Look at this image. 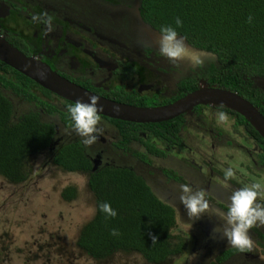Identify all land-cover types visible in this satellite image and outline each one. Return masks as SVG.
I'll return each instance as SVG.
<instances>
[{
    "label": "flooded vegetation",
    "instance_id": "flooded-vegetation-1",
    "mask_svg": "<svg viewBox=\"0 0 264 264\" xmlns=\"http://www.w3.org/2000/svg\"><path fill=\"white\" fill-rule=\"evenodd\" d=\"M137 3L139 10L138 0H0V37L27 57H32L39 62L45 63L51 70L68 81L99 96L116 101L114 98L119 93L125 101H133L134 103H131V105L139 107L169 104L191 92L181 94L188 84H196L197 88L199 87V79L201 77L198 71L180 72L182 69L170 64L167 67L162 66L163 61L161 60L157 64V55L160 54V51L149 43L145 44L144 50L139 48L138 57L126 55L125 52L129 50L127 45H121L117 41L113 46H109L101 38L97 37V33L93 28H97L100 22H105L104 26L106 28L113 26L115 24L113 17H119V13H121L119 28L124 26L130 27L132 30L143 31L142 26L138 25L135 18ZM85 13L88 14L87 16L91 20L90 26L82 21V16ZM34 16L42 19L51 17L54 31L47 33L45 24L34 21ZM141 19L143 20L142 16ZM143 22L152 31L156 30L144 20ZM156 31L160 33L158 30ZM186 42L189 47H193L187 40ZM210 57L212 58L213 56ZM211 61V64L207 67L208 82L210 67L216 63V59L213 57ZM7 77L14 80L16 78L11 74H8ZM261 80L263 81L264 79L256 78L254 82L257 81L259 83ZM213 86H216V84H213ZM256 89L263 96L260 103L264 107V90L263 88L259 89L258 86ZM0 90L6 96H9L13 103L14 119L17 118L15 115L17 110L15 98H18L25 103L31 104L33 109L17 114L38 112L43 121L54 123L55 133L52 142L46 149L35 156L45 157L47 154L54 156V151L61 146L77 143L78 141L82 143L81 137L72 135L66 137L67 140L62 145L57 146L59 142H57L56 137L61 133L59 126L62 129L69 128L73 131V125L70 127L63 126L59 121L58 115L50 114L48 110H45L34 99L26 100V98H20L13 94L9 88L2 87L1 84ZM38 90L34 87L30 92L37 96L36 98H41ZM53 95L59 98L61 102H69L55 94ZM223 108L221 106L199 105L194 107L189 113L167 120L174 121L179 119L181 121L178 138H175V143L172 145L154 136V134L148 133L142 127L143 124L153 123L129 122L132 124L127 125V131L124 132V130H120L119 124L111 121L112 118L101 115L102 121L98 127L103 131L99 137L109 138L111 141L110 145L116 153H112L104 145L103 148L107 150L101 152L102 156L109 155L110 159L106 162L104 159L98 161L96 160L98 147L93 148L91 146L86 148L83 145L85 154L90 160L93 170L103 166L114 165L121 169L127 168L140 175L162 201L176 208L179 220L186 221L185 213L187 212L181 206L178 199L179 195L173 191L169 192V189H167L170 183L177 187H180L181 184H189L194 189L205 190L210 209L226 212L233 191L257 182L259 179L261 181L264 180V161L261 159L263 148L261 146L263 144L246 131L244 124L238 123L236 116L234 117V122L225 125V127L230 128L228 132H224L220 127H217L218 122L215 113L224 111ZM258 110L260 111L259 108ZM260 113L262 114L261 111ZM201 115L206 118H202ZM43 116L56 118V120H46L43 119ZM209 118L214 119L215 124L204 120H209ZM198 123H206V128H203L202 125L204 124H200V127L197 126ZM196 127L199 129L198 131L193 130ZM236 127H242L243 132L239 133L244 135L240 137L239 133H236ZM190 130L195 134L199 143L203 142L206 144L208 142L209 147H211V153L209 154L211 159H208L209 161L202 158L196 162L193 157L186 158V154L181 152V150L188 149L185 146L186 137L183 134H187ZM118 143L123 146H119ZM147 143L159 148L161 152L163 151L164 156L152 155L146 148ZM220 149L235 151L240 160V165H230L228 167L224 164L223 168L216 167V156L219 154L218 151ZM202 150L204 151V149ZM142 155L146 157V160L141 158ZM200 156L204 157L201 154ZM49 161L51 159H48ZM49 163L53 166L51 162ZM186 165L192 169V172L182 174L181 169ZM228 168L234 171V176L229 180H225L224 171L222 170ZM152 169H156L160 177L163 178L162 189L160 182L157 183L149 178L147 172ZM83 174L86 175V173ZM205 175H208L206 177L207 180ZM209 180L210 182H208ZM224 185H227V188H224ZM208 187H210L209 190ZM211 216L212 214L209 213L201 217L200 219L202 220H195L192 223L199 224V230L202 231L206 238L204 249H211L212 244L216 240V238H212L213 229L219 226L218 222L211 219ZM188 220L190 219L187 218ZM192 226L196 228L194 225ZM188 235V242H193L192 252L198 248L200 249V242L196 233L193 231ZM250 235L255 245L254 251L240 253L237 249L228 246L227 242L224 241V244L220 243L219 247L216 248L213 257L204 258L199 264H211L213 262L216 264H227L232 258L236 257H245L243 258L244 261L238 264H264V260L260 259V256L264 255V227L251 229ZM230 250L232 252L223 258V255L225 256ZM218 258L222 259L218 262Z\"/></svg>",
    "mask_w": 264,
    "mask_h": 264
},
{
    "label": "trees",
    "instance_id": "trees-1",
    "mask_svg": "<svg viewBox=\"0 0 264 264\" xmlns=\"http://www.w3.org/2000/svg\"><path fill=\"white\" fill-rule=\"evenodd\" d=\"M138 2L143 20L154 29L160 32L162 26L170 25L194 48L215 56L217 64L210 67V85L216 84L237 92L264 115V107L260 103L263 96L252 85L254 79H264V0ZM249 16L252 17L251 23L248 22ZM177 18L182 21L180 27L176 25ZM8 74L15 76V80L9 79ZM0 84L20 98L34 99L50 114L58 115L63 126L73 125L67 109L74 103L61 102L52 92L1 61ZM34 87L39 89L41 98L30 92ZM196 88V84L190 83L181 94ZM114 99L134 103L125 101L119 93ZM223 110L236 116L238 123L244 124L246 131L263 144L261 159L264 161V140L240 115L226 108ZM14 112L10 97L0 90V176L9 183L19 185L27 179L34 156L52 142L55 126L43 121L38 112L17 114L16 119L13 118ZM111 121L119 124L124 132L127 131L126 126L132 124ZM142 127L172 145L178 138L181 121L175 119L143 124ZM146 148L152 155L164 156L163 151L150 143ZM141 158L146 160L143 155ZM49 162L64 172H83L88 176L89 190L95 196V213L80 227L75 244L92 260L106 262L117 254H136L148 264H166L187 249L189 235L182 233L176 208L162 201L140 175L114 165L93 170L80 141L57 148ZM60 194L65 201L74 200L77 189L67 186ZM102 202L109 203L117 211L115 218L107 217L100 211ZM113 229L119 235H111ZM149 233L158 238L156 243L152 242ZM231 252L228 251L223 258ZM221 259L218 258V262Z\"/></svg>",
    "mask_w": 264,
    "mask_h": 264
},
{
    "label": "rangeland",
    "instance_id": "rangeland-1",
    "mask_svg": "<svg viewBox=\"0 0 264 264\" xmlns=\"http://www.w3.org/2000/svg\"><path fill=\"white\" fill-rule=\"evenodd\" d=\"M87 15L88 14L85 13L84 16H82V21L90 26L91 20ZM121 16L122 14L119 13V17H113L115 21L113 26L115 27L111 26L106 28L104 26L105 22H100L97 28L93 27L97 33V37L101 38L109 46H113L117 41L121 45H127L129 50H127L125 54L134 57L139 56V48L144 50L143 47L146 43L159 49V40L154 36H150L144 31L132 30L130 27L121 26V28H119ZM200 56L204 61L201 67L194 68L187 62H182L181 67L178 69H182L180 72L198 71L201 77L199 79V86H210L207 79L209 76L207 67L211 64V59L213 57L211 58L206 55ZM157 60V64L160 60L163 61L162 66L167 67L168 64H170L168 60L163 56L161 57L160 54L157 55ZM170 65L173 66L172 64ZM252 85L255 86V88L258 86L259 89H262L257 81L254 82L253 80ZM15 102L17 108L16 116L17 113L33 109L31 104L25 103L18 98H15ZM228 116L231 118L229 123L234 122L235 116L231 114H228ZM202 118L206 117L203 115ZM43 119L51 120L53 118L43 116ZM54 119L56 120V118ZM204 120L208 122L211 121L215 124V120L212 118ZM200 124H204L202 126L204 129L206 128V123H198L197 126L200 127ZM217 127H220L224 132H228V129H230L219 123ZM59 128L61 133L56 137L57 142H59L57 146L66 142V137L77 135L75 131L73 132L69 128L67 129V133L61 126H59ZM191 130L188 131L187 134H183V136L186 137L185 146L188 149L181 150V152L186 154V158L193 157L196 162L198 159L202 158L203 160L209 161L208 159H211L209 157L211 147H209L206 141V144L203 142L199 143L197 137ZM193 130L198 131L199 129L196 127ZM241 131L243 132L242 127H236V133ZM238 135L241 137V135L244 134L239 133ZM58 138L60 139L58 140ZM110 143L111 141L109 138L99 137L98 141L92 145L93 148L98 147V150H96V160L99 161L104 159L106 162L110 159L109 155L102 156L101 152L107 150L103 148L104 145L106 148L110 149L112 153H116ZM202 149H204V151ZM218 152L219 154L216 156V167L223 168L224 164L228 167L230 165H240V160L235 151L220 149ZM200 154L204 157H201ZM155 167H157V165H155ZM175 169H177V167H175ZM181 172L182 174H189L192 172V169L186 165L181 169ZM147 173L149 174V178L157 183H161L162 189V182L164 180L160 177L157 170H148ZM211 174L213 175V173ZM207 176L208 175H205V178ZM26 178L23 184L14 185L0 176V264H148L141 256L136 254H117L109 261L98 262L80 252L75 244L78 231L95 213V196L93 192L89 190L87 175L81 172H64L60 168L51 166L47 158L38 155L34 156V160L29 166V172H27ZM208 182H210V180ZM257 182L264 184V180L261 181L259 179ZM67 186L76 187L77 194L74 200L65 201L61 197V190ZM209 188L210 187H208V190ZM224 188H227V185H224ZM167 189H169V192L173 191L176 192L177 195H180V187L174 184L170 183ZM257 202L264 203L263 200H258ZM181 206L187 212L182 204ZM185 215L186 221L178 220L179 226L181 230H183L182 233L185 232L190 234L194 231L199 238V246L201 248L192 252L193 242L189 241L187 249L180 256L175 257L173 260H169L166 264H199L202 259L213 257L220 243L224 244L225 240H221L217 235L211 249H204L206 238L202 231L199 230V224H192L194 222L193 220L187 221L189 217L187 213H185ZM211 219L218 222L219 225L220 221L217 216L212 215ZM189 224H191V228ZM243 258H232L227 264H238L244 261Z\"/></svg>",
    "mask_w": 264,
    "mask_h": 264
},
{
    "label": "clouds",
    "instance_id": "clouds-1",
    "mask_svg": "<svg viewBox=\"0 0 264 264\" xmlns=\"http://www.w3.org/2000/svg\"><path fill=\"white\" fill-rule=\"evenodd\" d=\"M33 20L45 24L47 33L54 31L51 17L42 19L34 16ZM248 22H252L251 16H249ZM176 25L177 27L182 26V21L179 18L176 20ZM160 34L159 51L161 56L166 58L170 64L176 68H180L182 62H187L194 68H199L203 65V58L186 45L185 40L178 36L177 31L173 27L170 25L162 26ZM216 87L219 86L216 85ZM103 110V106L99 105V97L96 96H89L88 102L77 100L74 105L69 106L67 109L73 122L72 130L82 138V143L86 148H90L95 144L99 135L102 134L103 130L98 126L102 121L100 113ZM215 116L219 124L227 125L231 120L224 111L216 112ZM65 132L67 133L68 130L65 129ZM51 157V154L45 156L47 159H51ZM233 176L234 171L231 168L224 171L225 180H229ZM258 200H264V184L253 182L233 191L227 211L223 212L210 209L205 190L194 189L189 184L180 185L179 201L187 210L189 219L193 221L199 220L209 213L217 216L220 223L219 226L213 229L212 238L215 239L218 235L221 240L227 242L228 246L237 249L240 253L254 251L255 245L250 231L256 227H264V204L258 203ZM99 208L107 217L115 218L117 216V211L107 202H102ZM189 226L191 228V224ZM110 234L117 236L119 232L113 229ZM149 236L153 243L157 242L158 238L156 236L151 233H149ZM260 259L264 260V255L260 256Z\"/></svg>",
    "mask_w": 264,
    "mask_h": 264
},
{
    "label": "water",
    "instance_id": "water-1",
    "mask_svg": "<svg viewBox=\"0 0 264 264\" xmlns=\"http://www.w3.org/2000/svg\"><path fill=\"white\" fill-rule=\"evenodd\" d=\"M135 18L145 33L160 40L161 34L156 30L152 31L151 28L149 29V26H146L141 19L138 3L135 7ZM178 36L185 40L183 36ZM185 43L187 45L186 40ZM189 48L199 55L213 56L215 58L213 54L204 50L191 46ZM0 61L30 78L39 86L72 103L77 100L88 102L89 96L99 97V105H102L104 109L100 114L108 118L134 123H159L173 119L181 114L189 113L194 107L199 105L221 106L240 115L264 140V116L250 101L227 88L201 85L172 103L139 107L99 96L68 81L51 70L45 63L39 62L32 57H27L2 37H0ZM259 85L264 89V80L259 81Z\"/></svg>",
    "mask_w": 264,
    "mask_h": 264
}]
</instances>
